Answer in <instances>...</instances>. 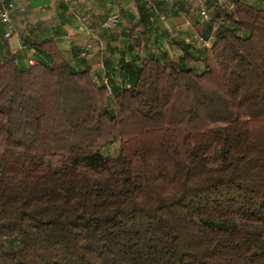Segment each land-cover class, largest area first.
I'll return each mask as SVG.
<instances>
[{
    "label": "trees",
    "instance_id": "16d2710c",
    "mask_svg": "<svg viewBox=\"0 0 264 264\" xmlns=\"http://www.w3.org/2000/svg\"><path fill=\"white\" fill-rule=\"evenodd\" d=\"M205 11L177 56L140 5L102 72L0 61V264H264V0Z\"/></svg>",
    "mask_w": 264,
    "mask_h": 264
},
{
    "label": "crops",
    "instance_id": "0c3cea01",
    "mask_svg": "<svg viewBox=\"0 0 264 264\" xmlns=\"http://www.w3.org/2000/svg\"><path fill=\"white\" fill-rule=\"evenodd\" d=\"M11 25L0 21V61L15 55L24 65L35 56L34 44L53 41L73 64L89 65L94 73L103 71L110 56L108 44L122 42L121 33L139 22V6L152 7L159 25L169 34L170 54L182 53L174 40L202 43L199 22L206 0H10ZM226 2L230 0H219ZM252 4L262 0H246ZM114 16V27L105 25ZM193 30L194 35L190 31ZM120 37V38H119ZM111 57V56H110ZM95 64L100 67H94Z\"/></svg>",
    "mask_w": 264,
    "mask_h": 264
},
{
    "label": "built area",
    "instance_id": "2783aa9c",
    "mask_svg": "<svg viewBox=\"0 0 264 264\" xmlns=\"http://www.w3.org/2000/svg\"><path fill=\"white\" fill-rule=\"evenodd\" d=\"M14 2L10 1V0H0V21L3 22L4 24H6L7 26L11 25V20H12V16H11V11L14 8ZM202 15L207 17L208 13L203 10ZM117 23V19L114 16H110L108 17V19L105 22V25L107 27H114ZM29 63H34V60L31 59Z\"/></svg>",
    "mask_w": 264,
    "mask_h": 264
},
{
    "label": "rangeland",
    "instance_id": "374dc122",
    "mask_svg": "<svg viewBox=\"0 0 264 264\" xmlns=\"http://www.w3.org/2000/svg\"><path fill=\"white\" fill-rule=\"evenodd\" d=\"M191 35H194V32L193 30L190 31ZM94 67H100V65L98 64H95ZM119 146H120V143L118 141H115L114 143L112 144H109L105 147H103L102 151L104 154H110V155H116L119 151Z\"/></svg>",
    "mask_w": 264,
    "mask_h": 264
}]
</instances>
